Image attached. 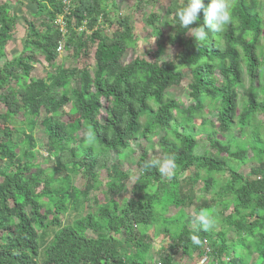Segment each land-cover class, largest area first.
Masks as SVG:
<instances>
[{"label":"trees","instance_id":"16d2710c","mask_svg":"<svg viewBox=\"0 0 264 264\" xmlns=\"http://www.w3.org/2000/svg\"><path fill=\"white\" fill-rule=\"evenodd\" d=\"M30 1L37 20L25 21L21 51L10 59L6 46L18 16L0 3V264H153L155 243L159 264H173L178 250L192 264L204 241L207 264H264V0H230L231 23L220 32L205 28L204 41L188 35L203 25V12L184 28L176 11L187 0H172L166 43L177 48L175 56L127 61L137 38L127 17L113 15L114 1ZM202 2L206 9L210 0ZM159 17L151 13L144 22ZM59 45L74 58L92 54L94 70L55 65ZM38 56L53 72L32 76ZM186 74L189 103L169 92ZM196 117L202 119L194 128ZM38 124L48 169L35 152ZM89 130L96 141L86 147ZM156 137L159 157L174 153L177 169L169 178L144 168L155 157L143 151L131 198H122V153L135 140ZM248 163L243 176L238 169ZM102 173V201H90ZM201 209L215 210L218 231L193 232L199 225L190 227L188 217Z\"/></svg>","mask_w":264,"mask_h":264},{"label":"rangeland","instance_id":"374dc122","mask_svg":"<svg viewBox=\"0 0 264 264\" xmlns=\"http://www.w3.org/2000/svg\"><path fill=\"white\" fill-rule=\"evenodd\" d=\"M112 1H114V3L117 6V12H113V15H121L127 17L133 27L134 36L137 38L135 49L128 50L124 56V60L127 61L135 56H147L149 55V53L151 54V56L153 57L155 56L156 58H161V59H172L175 56L177 48L171 47L166 43L167 34L173 32V28L170 21L171 20L170 13L168 12L172 0H141V1L112 0ZM1 2H6L8 6L12 8L15 14H17L18 16L16 32L12 37L11 42L6 46V57L10 59L16 56L21 51L22 38L24 37L26 31L25 21L37 20L32 16V13L35 11V5L30 0H0V3ZM151 13H155L159 15L160 16L159 20L154 25H147L144 22V20ZM104 33L106 35H110L111 27L106 25L104 27ZM161 47L162 50L158 52V50H160ZM58 53L59 55L54 63L55 65L63 64L65 67L71 65H76V66L86 65L90 71L94 70V60L92 54H90L87 57L74 58L73 56H71V53H67L62 48L58 51ZM47 72H53V68L48 67L46 63L43 61L42 57L38 56L34 70L32 72V76H38V77L45 76ZM186 76H187L186 79L182 82L180 86L169 89V92L173 96L182 97L185 103H189V99L186 94V88H185L186 84L189 81V76L188 74H186ZM71 85L76 86L77 81L72 82ZM0 109H2L1 105H0ZM203 116H204L203 119L205 120L206 124H210L211 118L206 116L205 114ZM258 118L261 119L262 115H260ZM200 119L202 118L196 117L194 119L196 121V124L194 123L193 126L194 128L197 127V124L199 123ZM211 125H214V123H212ZM172 128L174 127L172 126ZM33 133L35 137V142L37 144V147L35 149V152L38 154L37 159L41 163L43 161V167L48 169L52 164V159L49 158L47 161L44 162L47 156L46 150L42 146V144L45 142V135L43 134V130L41 126H39V124L35 126ZM237 133L238 131H235L233 132V135L236 136ZM223 135L224 134H219V137L223 138ZM197 139L201 144L205 145V147H208L204 135H201L200 137L197 136ZM143 151H146L148 154H150V156H154L155 158L159 157L157 137L143 141L135 140L131 142L129 148L122 153L123 169L128 175L127 184L121 194L122 198L125 199L131 198L130 188L131 185L138 178V173H139V169L136 163ZM115 159H116V154H112L111 160L114 161ZM252 166L253 163L242 165L238 169V171L243 176H246L249 173ZM186 173H184L182 176H186L187 175ZM101 177L103 180H101L100 188L99 189L95 188L89 192L90 201L96 196H98L99 198L102 197L101 191L105 189L104 184L106 182L104 173H102ZM72 178L74 180L75 186L78 187L83 186V179L80 178V176H76L73 174ZM198 186H201V183H199ZM205 196L207 197V199L211 198L210 193L206 194ZM168 212L169 215H171L172 213L175 212V209L170 208ZM192 214L193 213L190 212L187 221L190 227H193L195 225L192 220ZM219 229L220 227L216 224V226L211 230L218 231ZM48 238L49 235L47 236V239ZM162 243H164V246H167L168 240L165 239ZM153 246L154 249L151 252V258L153 259V264H159L158 253L155 251L157 249L156 246H158V244L155 243ZM194 256L195 254H193V258ZM191 262L192 261L186 256H184L180 250H178L176 254L173 256V264H190Z\"/></svg>","mask_w":264,"mask_h":264},{"label":"clouds","instance_id":"9594fccd","mask_svg":"<svg viewBox=\"0 0 264 264\" xmlns=\"http://www.w3.org/2000/svg\"><path fill=\"white\" fill-rule=\"evenodd\" d=\"M203 12V25L191 27L188 33L197 41L206 40L207 33L205 28L214 32H220L231 23V2L230 0H210L207 8L202 0H187L186 4H182L176 11V16L179 18L180 24L184 28H189L200 19V14ZM154 41V40H153ZM85 146L90 147L96 141L95 133L91 130L87 131L84 136ZM144 168H156L162 176L171 177L177 169L176 156L174 153L164 154L161 157L152 158L145 161ZM215 210L201 209L199 212L192 214V220L198 228H193V232L209 231L216 226V219L213 215ZM192 243L196 246H201L202 242L199 236L193 234L190 236ZM204 264V261H201Z\"/></svg>","mask_w":264,"mask_h":264},{"label":"built area","instance_id":"2783aa9c","mask_svg":"<svg viewBox=\"0 0 264 264\" xmlns=\"http://www.w3.org/2000/svg\"><path fill=\"white\" fill-rule=\"evenodd\" d=\"M60 49H61V45L58 46L57 50L59 51ZM209 253H210V247H209L208 243L204 241V253H203V255L201 256V258L197 262L192 263V264H201L202 260L204 261V264H207L208 263V259H209L208 258L209 257ZM209 264H220V263L218 262V260L214 259Z\"/></svg>","mask_w":264,"mask_h":264}]
</instances>
